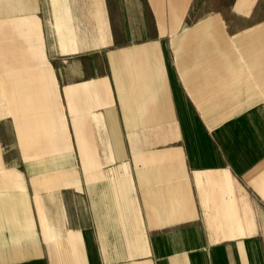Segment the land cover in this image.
<instances>
[{"label":"crops","instance_id":"1","mask_svg":"<svg viewBox=\"0 0 264 264\" xmlns=\"http://www.w3.org/2000/svg\"><path fill=\"white\" fill-rule=\"evenodd\" d=\"M158 2L0 0V264H264V25Z\"/></svg>","mask_w":264,"mask_h":264},{"label":"rangeland","instance_id":"2","mask_svg":"<svg viewBox=\"0 0 264 264\" xmlns=\"http://www.w3.org/2000/svg\"><path fill=\"white\" fill-rule=\"evenodd\" d=\"M191 6L189 14L198 15H216L223 14L226 16V25L230 31L248 30L255 25H264V0H190ZM150 3V0H148ZM155 6L148 5V13H152L158 5V0H153ZM164 12L173 14L174 10H178L177 0H160ZM160 8V9H161ZM251 15L254 17H246ZM245 16V17H240ZM261 22L257 24L258 21Z\"/></svg>","mask_w":264,"mask_h":264}]
</instances>
